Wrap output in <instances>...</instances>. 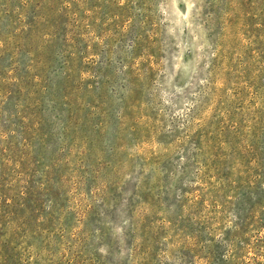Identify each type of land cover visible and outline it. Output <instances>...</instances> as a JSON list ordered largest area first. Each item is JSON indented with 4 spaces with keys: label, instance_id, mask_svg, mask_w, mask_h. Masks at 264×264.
Wrapping results in <instances>:
<instances>
[{
    "label": "rangeland",
    "instance_id": "374dc122",
    "mask_svg": "<svg viewBox=\"0 0 264 264\" xmlns=\"http://www.w3.org/2000/svg\"><path fill=\"white\" fill-rule=\"evenodd\" d=\"M0 264H264V0H0Z\"/></svg>",
    "mask_w": 264,
    "mask_h": 264
}]
</instances>
